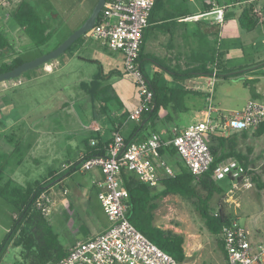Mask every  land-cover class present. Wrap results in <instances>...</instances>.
Returning a JSON list of instances; mask_svg holds the SVG:
<instances>
[{
	"label": "crops",
	"instance_id": "obj_1",
	"mask_svg": "<svg viewBox=\"0 0 264 264\" xmlns=\"http://www.w3.org/2000/svg\"><path fill=\"white\" fill-rule=\"evenodd\" d=\"M12 1L15 8H18L24 2L31 5L30 0ZM261 1L264 0H164V2L162 1L160 3L158 11L155 12L154 19L150 21V25L144 33L143 52L149 57H156L162 64H165V66L176 72H184L187 69L190 62L189 59L192 55L194 46L193 34L199 27L198 23L201 22L203 23V26L200 25L202 32L208 35V42L215 44L220 50L226 51L227 59L231 60V56L241 53L244 54L245 51L239 50V44L235 45V40L231 38L236 35L238 31H241L239 17L243 9L253 4L255 9L254 12L260 20L258 28L264 25L263 7L259 5ZM97 2L98 0H91V7L84 9V20L81 25L89 18ZM186 2H188V7L184 8L182 4ZM207 5L213 6L211 11L215 7L224 9L225 20L223 25L216 23V17L214 15L198 17L211 12L206 10ZM183 11H187L189 14L182 15ZM8 14H6L7 17L0 15V28L3 29L6 35L10 29L14 28L10 23L12 19L10 13ZM173 23H177V25H173ZM167 26L170 30L172 29V33L167 30ZM209 26L213 28L211 29ZM226 26L230 27L229 33H233L234 35L226 33ZM187 36L190 37L188 40ZM242 38L241 36V39ZM18 39L25 44L29 43L23 37H19ZM226 39H229L228 43H226ZM178 44H180V47ZM253 44L255 46L257 43ZM27 47L28 46L25 48ZM89 51H92L94 54H99L93 42H91L90 39H86L76 46L71 53H68L64 59L60 58L58 60L60 65L54 72L47 73L44 71V68H42L43 70L40 69L35 74L26 76V78L29 81H36L48 77L53 75L56 71H62L65 67H68L73 60H77L81 64L83 62L97 63L104 68L106 73L112 70L124 69L122 54H117L110 50L109 56H103L102 61H100L95 59V57H84L83 54ZM230 60L229 66L231 64ZM146 67L151 77L155 75L157 78H160L167 87L191 92V94L187 95L184 99V105L187 110L180 111L176 107L170 106L168 109H161L156 117L152 119H149L148 116H144V112L140 120H130L131 112L140 105V97L137 88L134 86L133 80L124 73L121 78L111 79L113 90L121 106L116 102H112V113L110 114V118L101 116L97 112V107H95L85 87V85L92 82L96 73L90 77H83L81 75L75 81V85H77L76 88L79 91L76 100H81L86 109L90 108L89 116L81 114L64 118L62 121L64 128L58 126L51 127L47 124L50 114L40 116L41 119L39 120V117L37 115L35 116V112L32 110L27 117L21 118L12 115L14 104L13 101L8 99L7 95L10 93L8 91L21 85L22 82L14 83V88H9L8 91L0 86V165L6 166L8 172V176H6L4 182L6 183L9 180H13L21 186H26L34 182L30 180L32 176L35 177V166H42V168L46 170V174L49 177L48 180H55V178H58L57 181L50 184V188L48 189L54 202V210L51 217L47 218L52 228L55 229L60 242L62 244L63 242L67 243L65 247L67 250H70L79 242H85L95 238L106 231L109 226L107 217L104 214L98 198L99 188L97 182L102 180L101 172L97 169L83 172L79 167L81 160L86 157L85 143L88 142V144L91 145L93 141L96 143V140L101 138L102 143L108 148L113 140V130L117 128L119 130L118 132L122 134L129 143L145 141L153 133H157L163 139L167 140L172 137V131L175 128L183 130L191 125L207 121L209 115L211 118V114L213 113H216L217 117L211 119L213 121L216 120L217 123H223L225 118L232 112L242 110L230 109L232 100L228 99V95H225L228 88L223 87L221 84V81L224 79L213 77L214 74L213 76H202L194 79L182 80L174 79L172 75L160 69L157 70L152 63L147 64ZM258 67L257 65L245 67L246 70L244 72L249 71V74L245 75L243 72L240 76L224 80L225 83H229V81L232 80L241 81L242 83L244 79L258 80L255 86L260 98L247 96L246 105L251 99L264 102V96L257 87L260 78L264 77V75H260L261 70L258 69ZM214 83L217 86L219 85V88L217 93L215 86L212 95L210 94V86H213ZM206 88H208V90L210 89V91H206ZM109 94L111 95L110 92ZM196 98L205 99V103L200 106L197 104L195 105L193 101ZM190 102L192 105H189ZM66 106L67 105L64 104L62 107ZM120 107H122L123 110H120ZM210 109H212L211 114H209ZM124 111L128 112L129 115L121 119L120 116ZM193 111H195L196 116L189 122H186L183 117ZM32 120L35 125H25L24 122H32ZM82 121H87L88 124L83 125ZM183 121L185 123H183ZM66 125L68 128H66ZM71 127H73L72 130ZM82 129L85 130L88 136H83L81 134L83 132ZM147 129L151 130L150 133L145 132ZM257 129L246 131L229 130L227 132L221 131L216 133H220V135L225 138L238 134L240 140L237 151L242 152L245 146H243L241 142V134L246 132V135H253L256 133ZM211 134L214 133H208L206 135L208 143H210V139L212 138ZM263 136L264 134L260 136V138H263ZM258 138L256 137V139ZM219 154H221V152H219ZM15 155H18L20 158H18L16 162L13 160L9 163L8 159L13 158ZM159 158L166 162L168 167L174 171L175 175L180 174L182 171H187V166L178 154L176 156H171L169 153L162 150L159 152ZM65 163H75L76 168L69 172L61 173V167ZM162 173V171H159L160 180L157 186L153 188V196H158L164 191V178L162 177ZM226 181L227 180L218 182L223 189H225L224 183ZM230 188L231 189L227 191L228 196L232 193V187ZM8 212H10L13 220L14 214L12 210ZM83 220H85L86 224ZM10 228L11 226L7 228V233ZM81 234L85 235L79 239Z\"/></svg>",
	"mask_w": 264,
	"mask_h": 264
},
{
	"label": "trees",
	"instance_id": "obj_2",
	"mask_svg": "<svg viewBox=\"0 0 264 264\" xmlns=\"http://www.w3.org/2000/svg\"><path fill=\"white\" fill-rule=\"evenodd\" d=\"M162 1L163 0H156L150 21L154 19L155 12L158 11ZM212 8V5L206 6L208 12L211 11ZM254 10L253 4L243 9L239 17L240 27L243 31L252 32L259 26L260 20ZM188 14L187 11H183L182 15ZM10 16L28 37L32 44V48L25 51L23 54L16 53L8 36L4 33L3 29L0 28V60L4 61L5 59H11L9 62H2L0 65V74L9 72L25 62L32 61L53 50L45 53L42 51V48L50 43L54 37L55 30L52 29L53 26L49 23L50 21L44 20L31 5L26 2L22 3L10 14ZM101 16L102 14L99 16L98 23L101 21ZM82 25H80L77 30L81 28ZM173 25H177V23H173ZM200 25L203 26V23H198L199 27L193 34L194 46L192 55L189 59L190 62L187 69L184 72H176L165 66V64H162L156 57L145 55L143 52L144 47L142 46L139 64L145 72L150 87L154 92L153 104L144 114V116H148L149 119L156 117L161 109H168L170 106L176 107L180 111L187 110L184 105V99L187 95H190L191 92L169 88L160 78H157L155 75V77H151L147 71V64L152 63L157 70L160 69L172 75L174 79L182 80L194 79L202 76H213L214 73H216L217 78L228 80L232 77L242 75L246 70L245 67H230L229 60L227 59V52L220 50L215 44L208 42V35L202 32ZM209 27L211 29L213 28L211 26ZM167 30L172 33V29L170 30L168 26ZM90 33L91 31L80 37L61 59H64L76 46L86 40ZM70 35L71 33L62 41L58 42L55 48L60 46ZM189 38L190 37L187 36V40ZM42 68L43 66L27 73L28 75H32ZM98 69L99 71L94 76L92 82L85 85V87L95 107H97L99 115L110 118V114L112 113L111 103L116 102L121 106L113 90L111 79L123 77L125 69L124 71L119 69L112 70L109 73H106L101 66H99ZM27 73L23 74L21 77ZM257 81L258 80L243 81L244 85L250 89L253 98H260L255 86ZM120 110H123V108L120 107ZM128 115V112L124 111L120 117L124 119ZM118 131V128L114 129L113 133H117ZM263 134L264 124L257 129L255 136L260 137ZM246 136V132L241 134L242 138ZM211 137L210 143H208L207 138V143L214 157V163L210 170L199 178L192 174L188 168L187 171H182L174 177L164 178V191L158 196H153V188L141 181L136 175L130 173L126 169L123 170L122 173V188L129 192V219L131 223L139 232L157 245L162 251L172 256L180 264H183L186 259L184 237L179 234L165 231L161 227L155 225L156 211L159 207L157 201L171 195L194 200L197 211L205 221L209 232L217 237L219 248L225 256V250L221 240L222 229L225 225L235 222V220L225 214L222 209L215 211L212 207L214 197L216 195H223L225 191L220 187L218 182L214 181L213 172L218 165L229 159L238 160L246 168L250 165L248 156L237 151L240 140L238 134L225 138L222 137L220 133H214L211 134ZM126 143L129 142L126 141ZM85 146L86 159L106 155L107 146L102 143L101 138L96 140L95 146H91L88 142L85 143ZM162 150L166 151L171 156H176L178 154L173 147L162 148L159 152ZM219 152H221V154H219ZM5 170L6 166L0 165V198L11 207L13 214L16 215L17 218L13 217L11 228L6 238L0 243V264L3 263V258L9 247L21 249V261L19 264H55L62 261L67 257L69 250L65 249L61 244L48 218L35 207L37 197L43 191L50 188V182L54 179L37 180L26 186H21L13 180H9L5 183ZM257 179L258 177L255 176V183ZM258 186L259 188H263V185L260 183Z\"/></svg>",
	"mask_w": 264,
	"mask_h": 264
},
{
	"label": "built area",
	"instance_id": "obj_3",
	"mask_svg": "<svg viewBox=\"0 0 264 264\" xmlns=\"http://www.w3.org/2000/svg\"><path fill=\"white\" fill-rule=\"evenodd\" d=\"M156 0H107L101 12V21L91 30L90 37L114 52L122 54L125 73L137 88L140 105L130 114V120H140L142 114L153 104L154 92L139 64L144 33L150 25ZM216 23L223 25L225 12L215 7L210 13ZM197 18V17H196ZM99 19V18H98ZM60 65L58 60L43 66L52 73ZM216 77V73L214 76ZM210 109L209 114H211ZM264 124V102L251 99L242 110L232 112L223 123L207 121L179 130L173 129L172 137L165 140L157 133L141 142L126 143L119 132L105 156L83 158L79 167L83 172L97 169L102 180L97 182L98 198L109 226L93 239L79 242L69 250L65 259L55 264H180L139 232L129 219V192L122 188L123 170H128L141 181L155 188L163 178L175 176L174 171L159 158L162 148L173 147L189 171L197 178L206 174L214 163V157L206 140L208 133L246 131ZM96 145L95 141L91 143ZM76 168L75 163H65L61 173ZM254 168L244 167L238 160L230 159L218 165L213 172L214 181L229 180L232 193L249 190L256 186ZM231 194V193H230ZM35 207L46 217L54 210L49 190L43 191L35 201ZM14 218H17L14 215ZM221 240L225 250L226 264H264V240L257 238L250 229L237 221L225 225Z\"/></svg>",
	"mask_w": 264,
	"mask_h": 264
},
{
	"label": "rangeland",
	"instance_id": "obj_4",
	"mask_svg": "<svg viewBox=\"0 0 264 264\" xmlns=\"http://www.w3.org/2000/svg\"><path fill=\"white\" fill-rule=\"evenodd\" d=\"M30 3L44 20L50 21L49 23L53 26L52 29L55 30L54 37L50 43L42 48V51L45 53L54 49L58 42L77 30L84 20V9L91 7V0H30ZM187 4L188 2L183 3L182 6L188 7ZM259 5L263 7L262 13L264 15V1L259 2ZM15 9L12 0H0V15L3 17H7L6 14L8 13L12 14ZM10 23L14 28L10 29L7 36L14 46L16 53L23 54L32 48V44L28 37L21 32L20 27L13 19L10 20ZM225 29L227 34L234 35L233 33H229L230 27L226 26ZM240 30L231 38L235 40V45L239 44V50L245 51L244 54H236L234 55L235 57L231 56V60L229 59L231 63L230 67H251L257 65L259 66L258 69L261 70L260 75L263 76L264 25L259 28L257 27L256 30L250 33L242 29ZM241 36L243 37L242 39ZM19 37L25 38L29 43L25 44L22 41L20 42ZM87 39L93 42L99 54H94L92 51H89L83 54L84 57H95V59L102 61L103 56H109L110 49L102 45L100 41L91 38L90 35L87 36ZM225 41L228 43L229 39ZM253 43L257 44L254 46ZM178 45L180 47V44ZM26 46L28 47L25 48ZM115 53L120 54L118 52ZM10 60V58L4 61L0 60V65L2 62H9ZM98 68L99 65L97 63L83 62L81 64L79 61L73 60L68 67H65L62 71L58 70L48 77L36 81H29L26 78L28 76L27 73L23 78L0 83V86L8 91L9 88H14V83L22 82L21 85L8 91L10 93L7 95L8 99L13 101L14 104L12 111L14 117H27L32 110L35 112V116L37 115L39 117L38 120L41 119L40 116L50 114L47 124L51 127L58 126L64 128V124L62 123L64 118L81 114L89 116L90 108L86 109L81 100H76L79 91L76 88L75 81L81 75L83 77H90L96 74L99 71ZM244 74H249V71L244 72ZM221 82L223 87L228 88L225 95H228V99L232 100L230 109H243L246 105L247 96H252L250 89L245 87L241 81L232 80L229 83H225L223 80ZM215 86L218 93L219 85L217 86L215 83L213 86H210L211 91L208 88H206V91H210V94L213 95ZM257 87L264 96V77L260 78ZM193 102L195 105L200 106L205 103V99L196 98ZM64 104L67 106L62 107ZM189 105H192V103L190 102ZM195 116L196 113L193 111L189 112L183 118L186 122H189ZM214 122L217 121L214 120ZM24 123L29 126L35 125L33 120L32 122L26 121ZM183 123L185 122L183 121ZM82 124L86 125L88 122L82 121ZM66 128H68L67 125ZM82 131L81 134L83 136H88L84 129ZM150 131V129H147L145 132L150 133ZM241 142L245 146L242 152L248 156L250 161L249 167L254 168V174L258 177L256 186L248 191L241 190L235 192V194L231 193L230 197L227 195V191L231 189V185H229L231 183L227 180L224 183V190L226 191H224L223 195H216L214 197L212 207L215 211L222 209L225 214L229 215L233 220H236L241 226L250 229L257 235V238L260 237L264 240V136L263 138L259 137L256 139L255 133L253 135L250 134L243 137ZM18 158L20 157L15 155L13 158H9L8 162L10 163L13 160L16 162ZM34 169L35 177L32 176L30 181L49 179L46 170L42 166H35ZM6 176H8L7 170H5L4 181L6 180ZM57 179L55 178L50 183H54ZM259 183L263 185V188H259ZM158 204L159 208L156 211L155 225L165 231L184 237L186 259L183 264H226L225 256L218 245V239L209 232L205 221L196 209L194 200L171 195L160 199ZM10 208L0 198V243L6 238L7 228L12 225L13 220L10 212H8L9 210L11 211ZM50 217L51 215L48 218ZM83 222L86 224L85 220ZM53 230L55 231L54 228ZM84 235L81 234L79 239ZM62 245L65 248L67 243L63 242ZM20 253V248L9 247L2 264H19L21 261Z\"/></svg>",
	"mask_w": 264,
	"mask_h": 264
},
{
	"label": "water",
	"instance_id": "obj_5",
	"mask_svg": "<svg viewBox=\"0 0 264 264\" xmlns=\"http://www.w3.org/2000/svg\"><path fill=\"white\" fill-rule=\"evenodd\" d=\"M107 0H98L97 4L93 8V11L90 17L85 21V23L78 30L74 31L60 46L53 49L52 51L38 57L32 61H28L18 66L17 68L0 74V83L12 81L19 79L23 74L35 70L39 67H42L52 61L58 60L61 58L68 49L82 36L86 35L90 32L96 22L106 4ZM217 114H211V118H216Z\"/></svg>",
	"mask_w": 264,
	"mask_h": 264
}]
</instances>
